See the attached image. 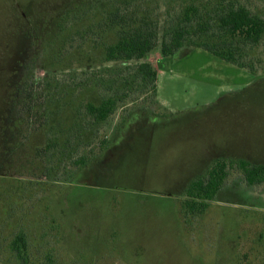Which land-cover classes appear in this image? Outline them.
Returning <instances> with one entry per match:
<instances>
[{
	"label": "rangeland",
	"instance_id": "obj_1",
	"mask_svg": "<svg viewBox=\"0 0 264 264\" xmlns=\"http://www.w3.org/2000/svg\"><path fill=\"white\" fill-rule=\"evenodd\" d=\"M15 1L24 7L13 11ZM79 1L0 0V117L11 107L13 81L29 72L33 35ZM260 4L253 0V8ZM160 56L155 50L149 61L158 69L162 115L149 121L137 114L110 152L82 170L70 165L44 176L38 164H26L28 151L4 153L0 137V264L15 258L8 246L21 232L34 264L47 255L54 264H224L221 235L243 206L211 200L196 215L178 193L215 155L264 159V77L202 48ZM119 113L105 131L113 132ZM230 169L226 185L245 184ZM227 195L244 196L238 189Z\"/></svg>",
	"mask_w": 264,
	"mask_h": 264
},
{
	"label": "trees",
	"instance_id": "obj_2",
	"mask_svg": "<svg viewBox=\"0 0 264 264\" xmlns=\"http://www.w3.org/2000/svg\"><path fill=\"white\" fill-rule=\"evenodd\" d=\"M261 3L253 8V0H81L61 8L50 28L33 35L29 72L16 78L18 90L1 115L4 146L5 130L12 125L14 154L28 151L26 164H38L42 175L51 177L61 169L68 172L70 165L73 172L82 170L109 153L119 131L137 114L149 121L162 115L158 69L149 61L155 50L168 57L202 48L264 77ZM42 65L48 76L37 73ZM120 110L113 132L105 131ZM230 168H237L246 183L264 182V166L217 161L185 188L188 213L202 215L226 185ZM26 240L24 232L16 236L8 246L15 258L4 264H34ZM46 258L39 264H54L51 255Z\"/></svg>",
	"mask_w": 264,
	"mask_h": 264
},
{
	"label": "flooded vegetation",
	"instance_id": "obj_3",
	"mask_svg": "<svg viewBox=\"0 0 264 264\" xmlns=\"http://www.w3.org/2000/svg\"><path fill=\"white\" fill-rule=\"evenodd\" d=\"M16 2V1H15ZM16 6L13 11L18 10L17 7L23 8L19 6L16 2ZM19 11V10H18ZM19 19L28 20L27 13L22 11V15L18 16ZM40 66L37 65L36 69L38 70ZM42 69L38 74L45 76L49 75V71L47 70L46 65L41 66ZM44 67V68H43ZM35 70V71H37ZM14 73L12 75L14 76ZM38 74L35 73L36 76ZM24 74H21L23 77ZM19 77V76H18ZM16 81V80H15ZM13 81V82H15ZM15 85V84H14ZM16 86V85H15ZM18 90V89H17ZM12 89L10 99H13L15 95ZM0 117V122H1ZM151 126V124H149ZM1 127V125H0ZM12 125H9L6 132V144L4 148V153L12 152L13 142L11 141L10 131L12 130ZM227 161L228 165H230L231 161H246L249 164H257L259 166H264V159L257 158V156L252 155H244V156H227V155H215L208 162V166L206 170L210 168L212 164L215 162ZM242 181V180H241ZM245 184L240 185L238 180L232 182L230 185H225L223 188L217 190L214 201L221 206H233L237 208H241L240 212L235 211L233 219L235 223L224 226V233L221 235L224 238L223 248L217 250L221 256L225 257L223 260L224 264H251L252 261L257 262L256 264H264V202H261L262 197H264V188L260 187L262 183L259 185L249 184L244 182ZM264 183V182H263ZM186 186L185 188H187ZM185 188H181L178 195L182 196L183 201L186 199L185 197ZM232 189L240 190L244 196L232 197L227 195L232 191ZM179 190V189H178ZM229 191V192H228ZM252 196L251 198L249 196ZM169 196V195H167ZM174 197H177L174 195ZM211 203V201H210ZM228 218V216H227Z\"/></svg>",
	"mask_w": 264,
	"mask_h": 264
}]
</instances>
